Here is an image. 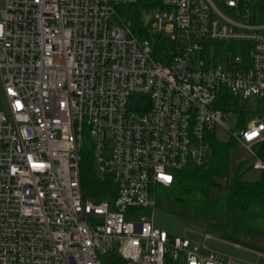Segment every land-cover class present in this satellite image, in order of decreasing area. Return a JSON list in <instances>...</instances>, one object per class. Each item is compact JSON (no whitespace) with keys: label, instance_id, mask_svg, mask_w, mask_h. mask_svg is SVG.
<instances>
[{"label":"built area","instance_id":"2783aa9c","mask_svg":"<svg viewBox=\"0 0 264 264\" xmlns=\"http://www.w3.org/2000/svg\"><path fill=\"white\" fill-rule=\"evenodd\" d=\"M141 4L159 10L151 33L124 8ZM0 5V264H243L158 228L155 189L208 163L219 127L264 171V116L224 122L232 101L264 98V0ZM86 139L112 201L82 194Z\"/></svg>","mask_w":264,"mask_h":264},{"label":"trees","instance_id":"16d2710c","mask_svg":"<svg viewBox=\"0 0 264 264\" xmlns=\"http://www.w3.org/2000/svg\"><path fill=\"white\" fill-rule=\"evenodd\" d=\"M144 7L142 4L130 6L126 12L133 21L134 30L143 34L147 31L141 24ZM226 98L227 94L219 108H227ZM262 100L260 111L264 116V98ZM85 142L80 161L82 194L85 198L112 201L116 197L117 186L108 178H99L89 140ZM211 142L208 163L201 166L190 164L176 174L171 186L159 185L156 189L161 197L180 205L183 212L190 209L207 215H221L225 220L231 219L254 229L258 233L255 237L264 239V179L246 178L253 169L251 158L233 164V151L240 144L235 138L222 140L214 134ZM259 156L264 160V143L261 144ZM214 190L218 192L215 199L212 197Z\"/></svg>","mask_w":264,"mask_h":264},{"label":"rangeland","instance_id":"374dc122","mask_svg":"<svg viewBox=\"0 0 264 264\" xmlns=\"http://www.w3.org/2000/svg\"><path fill=\"white\" fill-rule=\"evenodd\" d=\"M0 8H2V5H0ZM124 8L128 11L130 6H124ZM158 13L159 10L157 9L148 12L142 8L141 24L149 33L155 30V24L157 23L156 15ZM165 35L167 38L171 36V34L167 33ZM200 43L207 47L205 42L200 41ZM241 47L242 44L236 43V49L240 51ZM129 102L134 108L147 109L150 105V98L147 94H137L131 96ZM262 102L263 100L258 97H252L245 101H232L234 109L231 113L226 111L228 118H224V122L230 129L238 131L244 129L249 120H259L262 118L260 111ZM217 137L222 140L232 138L229 130L222 127L217 129ZM260 147V144L252 147L255 154L259 155ZM248 158L253 159L250 152L239 144V147L232 154L233 164L236 165ZM246 178L264 179V172L251 169L247 173ZM155 192L157 195L154 208L155 225L167 231L171 237L183 235V232L187 230L188 237L202 243L204 241L203 235L208 234L214 238L207 239L206 244L222 256L224 255L225 260L232 257L239 262L253 264L257 258H260L258 260L259 264H264V247H261L264 246V239L255 237V234L258 233L254 229H250L244 224L237 223L231 219L225 220L221 215H207L203 212H194L190 209L183 212L180 205L171 203L161 197L157 189H155ZM217 193V190L213 191V199H215ZM258 253H260V256Z\"/></svg>","mask_w":264,"mask_h":264},{"label":"crops","instance_id":"0c3cea01","mask_svg":"<svg viewBox=\"0 0 264 264\" xmlns=\"http://www.w3.org/2000/svg\"><path fill=\"white\" fill-rule=\"evenodd\" d=\"M259 171V170H258ZM261 172H264V171H261ZM206 228H208V227H206ZM210 229V228H209ZM210 237H208V238H205L204 236V241L202 242V243H199V242H197L196 240H194V241H196L198 244H200V246H201V249H200V253L202 254V255H207L211 250H213L212 248H210L207 244H206V240L207 239H212V238H214L213 236H211V235H209ZM203 245H206L207 246V249L206 248H203ZM261 247H264V246H261ZM215 251V250H214ZM258 255L260 256V253H258ZM229 259H233L232 257H229L227 260H225V257H224V255L222 256V260L224 261V262H227ZM260 258H257V260H256V262H254L253 264H259V262H258V260H259ZM233 260H235V259H233ZM236 262H239V261H237V260H235ZM239 263H243V264H249V263H244V262H239Z\"/></svg>","mask_w":264,"mask_h":264},{"label":"snow or ice","instance_id":"6c2138e0","mask_svg":"<svg viewBox=\"0 0 264 264\" xmlns=\"http://www.w3.org/2000/svg\"><path fill=\"white\" fill-rule=\"evenodd\" d=\"M165 179H170V178H168V177H165Z\"/></svg>","mask_w":264,"mask_h":264}]
</instances>
